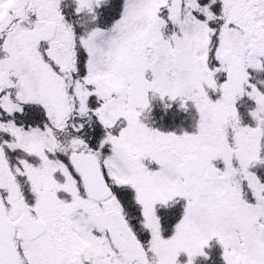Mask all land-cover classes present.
<instances>
[{"label": "snow or ice", "instance_id": "6c2138e0", "mask_svg": "<svg viewBox=\"0 0 264 264\" xmlns=\"http://www.w3.org/2000/svg\"><path fill=\"white\" fill-rule=\"evenodd\" d=\"M0 264H264V0H0Z\"/></svg>", "mask_w": 264, "mask_h": 264}]
</instances>
